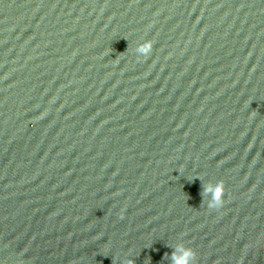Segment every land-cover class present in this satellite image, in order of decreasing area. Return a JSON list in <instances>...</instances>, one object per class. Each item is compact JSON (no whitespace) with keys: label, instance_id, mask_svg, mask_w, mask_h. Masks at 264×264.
Segmentation results:
<instances>
[{"label":"water","instance_id":"95a60500","mask_svg":"<svg viewBox=\"0 0 264 264\" xmlns=\"http://www.w3.org/2000/svg\"><path fill=\"white\" fill-rule=\"evenodd\" d=\"M184 247L264 264V0H0V264Z\"/></svg>","mask_w":264,"mask_h":264},{"label":"clouds","instance_id":"9594fccd","mask_svg":"<svg viewBox=\"0 0 264 264\" xmlns=\"http://www.w3.org/2000/svg\"><path fill=\"white\" fill-rule=\"evenodd\" d=\"M153 46V42L151 40H147L143 42L139 47L138 51L143 55H147L151 52ZM205 191H213V199L208 204L209 208H219L224 202V183L222 180L216 182L215 186H208L205 188ZM197 253L193 248L184 247L181 253H177L173 251L172 253V262L173 264H192L195 259Z\"/></svg>","mask_w":264,"mask_h":264}]
</instances>
